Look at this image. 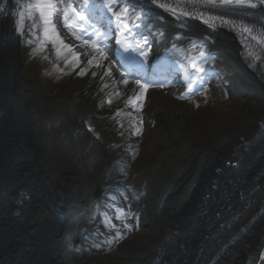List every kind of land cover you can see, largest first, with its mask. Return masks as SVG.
<instances>
[{
	"label": "bare ground",
	"instance_id": "6f19581e",
	"mask_svg": "<svg viewBox=\"0 0 264 264\" xmlns=\"http://www.w3.org/2000/svg\"><path fill=\"white\" fill-rule=\"evenodd\" d=\"M1 2L11 7V0H0V7ZM66 2H71L76 8H83V0H66ZM161 4L175 8L176 12L160 7ZM91 6H95L99 11L96 12L93 20L88 21L89 24L84 26V35L81 31H77L74 36L69 31L68 42L63 43L69 45L77 57L83 51L81 47L84 45L82 43L84 39L93 38L102 45L108 43V46L104 47L108 48L107 52L111 60L115 61L114 64L121 71L128 70L127 67L120 66L115 57L117 43L115 33L111 32L113 29L111 20H117L116 17L108 11L104 0H89V7ZM111 7L116 12L127 8L128 16H121L117 21H122L130 30L139 32L140 28H146L155 31L157 35L159 43L151 62L152 69L148 75L142 74V79L157 85H166L174 79H181L185 85L183 93L188 95L198 87L202 77L209 71L207 63L213 53H224L229 54L230 59L234 60L244 73L242 88L234 87L231 91L239 93L240 90L248 92L251 89L257 101L255 107L242 108L240 116L231 119L226 128L219 126L216 129L208 122L211 114L201 113V118L199 116L198 118L204 120V123L198 133H205L202 140L203 148L197 150L195 147L185 146L179 154L182 158L178 173L169 172L159 178L150 177L142 188L136 185L138 179L128 186L131 192L138 193L140 197L135 198L136 203L140 205L146 203L147 198L156 192L164 204L160 208L157 204L154 209V212L162 211L161 217L155 220V233L146 242L131 241L127 245L129 254L120 264H255L264 241V50L250 38L248 33L243 32L240 26L247 25L252 28L251 35L264 31V4L249 8L223 5L221 0H214V3H209V0H155V2L115 0ZM181 10L190 15H181ZM4 15L7 18L8 37L4 43L1 42V60L16 89L19 92L20 89L26 90L28 95L24 100L12 96L11 102L19 103L20 106L26 105L27 112H32V124L35 123L34 127L38 135L35 144L29 140V147L25 150L28 156L22 151L19 152L18 147L26 148L19 141L20 144L13 146L8 152L7 159L14 158V163L21 157L27 161L30 159L29 166L19 163L17 175L27 180L28 185H38L35 191L29 186L26 194L36 206L37 218L42 221L45 220L43 216L49 215L48 212L54 207L55 201L60 200L64 203L69 200L75 207H79L80 204V191L73 183L69 167L62 162L67 150L53 141L48 142L49 134L51 139L56 140L55 136L58 132L70 136L79 131L83 133L82 138L86 140L88 147L95 148V143L90 140L88 130H80L75 123L71 129L62 125L48 128L49 124H52L51 119H59V113L48 110L47 107L45 109L43 97L41 98L34 91L31 84L20 81L17 74L18 36L10 30V17L8 14ZM209 17H223L224 20L232 23L222 24L216 19L210 21L214 26H209L204 23V19ZM58 20L59 24L63 23L62 17ZM78 26L80 29L83 27L79 23ZM56 31L59 32L57 27ZM66 31L64 33L68 34ZM76 36L82 39H77ZM60 40L63 41L61 37ZM197 42L204 43V46L201 44L202 47L198 52L195 50ZM183 43H187V46ZM246 45L256 51L259 59L248 55ZM182 47L189 48V52L186 54ZM52 48L56 52L53 44ZM191 49L194 51L192 57ZM64 55L71 53L64 50ZM193 60L197 62V68L201 71L195 70L190 74L185 63ZM121 71H117L116 74L123 78ZM189 84L192 86L191 90ZM63 92L64 90L58 92L56 96H50V99L55 100L61 95L62 98L68 99V93ZM87 107V101L78 100L72 104L70 111L83 122H88L91 132L97 134L99 129L90 114L84 113ZM40 109L44 111L38 112ZM14 112L19 114L17 110L11 111ZM49 143L57 146L56 156L48 152ZM1 145L3 146V143ZM87 146L84 148L87 149ZM71 151L73 152V149ZM71 151L69 148L68 156L71 155ZM3 160H6V157ZM29 168H32L33 174H28ZM2 174L0 163V176ZM0 181V189L8 183L3 175ZM20 183L21 181L13 185L16 191L23 190ZM42 203L44 208L40 210L39 206ZM54 211H57L56 208H53L52 212ZM54 218L56 220L52 218L51 224L49 218L45 220L49 226L46 229L41 228L42 239H45L46 244L48 239H51L49 250L62 254L63 240H57L56 244V240L52 239L56 231L60 230L61 218L59 216ZM69 226V224L65 225V228ZM20 228L21 226L18 225L17 229ZM29 230L35 231V227L32 226ZM45 232L49 237H46ZM3 252L0 254V264L53 263L50 255L35 257L23 253L11 255L7 254L8 248Z\"/></svg>",
	"mask_w": 264,
	"mask_h": 264
},
{
	"label": "rangeland",
	"instance_id": "374dc122",
	"mask_svg": "<svg viewBox=\"0 0 264 264\" xmlns=\"http://www.w3.org/2000/svg\"><path fill=\"white\" fill-rule=\"evenodd\" d=\"M28 1L11 0L10 3V17L17 30L14 35L20 36L17 69L20 81L31 84L43 97L45 109L59 113V119H51L48 128L62 125L71 129L75 123L80 130H85V122L70 111L78 100L88 102L84 113L90 114L99 128L97 134L88 133L95 148L87 146L83 133L79 131L70 136L58 132L56 140L49 134L48 142L53 141L67 150L62 162L69 167L73 183L80 191L79 213L73 224L65 229L63 255L57 264H120L129 254L127 245L131 241L146 242L155 233V220L161 217L162 211L154 212V209L157 204L159 208L164 204L160 195L153 192L147 202L140 205L135 202V198H140L138 193L131 192L128 186L138 179L136 185L142 188L150 177L178 173L182 158L179 154L184 147L203 148L205 133L200 134L198 130L202 129L204 120L198 116L210 113L208 122L216 129L219 126L226 128L231 119L240 116L242 108L255 107V95L251 89L239 93L231 91L234 87L242 88L244 73L224 53H213L209 61L213 58L218 65L213 63L214 70L203 76L208 87L206 90L200 87L199 92H204L206 102L201 101L197 91L180 97L178 92L184 89V84L157 85L138 79L147 86L141 96L137 79L117 76V71L121 70L108 55V48L104 47L108 43L102 48L104 57L83 45L75 67L65 63L64 57L71 60V55L57 57L50 41L34 53L44 37L42 28L32 27L38 20L37 13L31 19L27 16V5L33 0ZM53 21L59 37L68 42L69 35L64 33L59 20L53 17ZM149 45L147 62L158 48ZM47 60L63 70L59 81L54 79L56 68L47 67ZM89 60L93 62L89 64ZM63 90L68 93V99L62 95L50 99ZM130 99L133 103H129ZM137 129H140L139 134ZM32 132L37 135L35 127ZM69 148L73 152L68 156ZM57 151V146L49 143L48 152L56 156ZM117 209L122 213L120 219L116 218ZM108 220L115 225L114 228L105 226ZM96 244L100 247H95Z\"/></svg>",
	"mask_w": 264,
	"mask_h": 264
},
{
	"label": "water",
	"instance_id": "95a60500",
	"mask_svg": "<svg viewBox=\"0 0 264 264\" xmlns=\"http://www.w3.org/2000/svg\"><path fill=\"white\" fill-rule=\"evenodd\" d=\"M2 3V2H1ZM0 7V163L1 170L3 172V176L6 178V182H8L4 187L2 186L0 189V254H3L4 249L8 248L9 253L13 255H23L26 256H42V255H50L52 264H57L58 259L62 257L63 254H60L58 251H50L49 242L52 243L51 239H48V243L46 244L45 239H42L41 228L46 229L47 223L45 220L49 218V224H51V219L54 217H60L59 220L62 224L60 230L56 231L53 236V241L57 240L62 241L65 235V225H72L74 218L78 216L79 210L78 207L71 204L68 200L67 202L62 203L60 200L53 202L54 207L57 211L52 212L49 210L46 216H43L45 220L37 218L38 213H35V205H33V201L27 198L26 191H29V186H31L32 190L35 191L38 185H28V181L24 178L18 176V165L27 164L29 166V160L21 157L14 163L13 159H7L8 152L13 149V146L19 145L21 141L26 148H21L19 152L26 154L25 150L29 147V140H32L35 144L37 140L34 134L33 128L34 124H32V112H27L26 105H19V103H12V96L19 97L22 100L26 99L27 91H21L16 89L14 83L11 81V76L8 73V70L4 66L1 58L2 54V46L1 42L4 43L6 38L8 37L7 32V18H5L4 14H8L10 17L11 7L5 6L6 4H1ZM162 9V8H161ZM160 12V11H159ZM151 13V12H148ZM166 13V11H165ZM11 20V17H10ZM203 26V24H201ZM201 25H198L199 27ZM10 30L13 34H15V25L11 20ZM201 44L204 46V43L197 42L196 43V52L201 49ZM227 56L230 55L227 54ZM232 60V59H231ZM241 69V67H239ZM18 74V73H17ZM22 93V94H21ZM8 94V95H7ZM21 96V97H20ZM28 96V95H27ZM24 97V98H23ZM17 110L19 114L11 113V111ZM23 116V117H22ZM27 118L26 120L24 118ZM20 133V134H18ZM3 143V146L1 145ZM3 160L2 159H5ZM18 158V155H16ZM35 158V157H33ZM2 163H4L2 165ZM4 166V169H3ZM31 170V171H30ZM30 171V172H29ZM32 168H29L28 174H33ZM1 175V176H2ZM0 176V177H1ZM38 178V177H37ZM36 178V181H37ZM23 179V180H22ZM34 180V179H33ZM21 181V185L23 186V190L19 189L16 191L13 187L14 184H17ZM1 185V181H0ZM97 195V192H95ZM62 204V205H61ZM32 205V207H29ZM43 203L39 206V209H43ZM50 206V205H49ZM50 208V207H49ZM42 213V212H41ZM54 213V214H52ZM49 216V217H48ZM40 219V220H39ZM44 221V222H43ZM38 224V225H37ZM20 225L21 228L17 229V226ZM35 227V231H30V227ZM67 227V226H66ZM46 237H49L45 232ZM31 243V245H30ZM60 243V242H59ZM26 248V249H25ZM25 249V252H23ZM3 252V253H2Z\"/></svg>",
	"mask_w": 264,
	"mask_h": 264
},
{
	"label": "snow or ice",
	"instance_id": "6c2138e0",
	"mask_svg": "<svg viewBox=\"0 0 264 264\" xmlns=\"http://www.w3.org/2000/svg\"><path fill=\"white\" fill-rule=\"evenodd\" d=\"M155 2V0H153ZM105 6L107 7L108 11L112 13L113 16L116 17L117 20H120L121 16L127 17L128 16V10L127 8H122L120 11L116 12L113 11V8L111 7V4L115 3V0H104ZM209 3H214V0H209ZM221 3L223 5H236V6H246L249 8H256L258 4H264V0H221ZM82 7L88 8L89 7V0H83ZM160 7L165 8L168 11H171L173 13L176 12L175 8H171L168 5L161 4ZM90 10V9H89ZM27 16L29 19L33 17L34 14L38 13V20L36 23L33 24V28L40 27L43 31V37L44 40L40 42L37 49H34L33 52L35 53L38 50H42L43 44L47 41H51L53 46L56 48V55L57 57L64 55V50H67L69 53H71L72 59L70 60L67 56L64 57L66 64H72L73 67H75L79 61L76 56V53L72 52L69 45L64 44L62 40H60V37L56 31L55 23L53 22V17H56L57 19L63 18V26L67 28L72 34L75 36L77 31H80V27L78 26L77 22H82L84 24H87L89 19H91L90 16L82 14L81 11H78L76 7L73 6L71 2H66V0H33L32 3H29L26 8ZM181 15L188 16L190 13L181 10ZM23 13L21 14V17L23 18ZM199 16V14H197ZM202 18V17H201ZM219 19L222 24H231V21L224 20L223 17H209L207 19H204L205 24H209V26H214L210 24V21ZM124 27L127 28V25L124 24ZM243 30V32L248 33L250 38L254 41H256L257 45L261 47L262 50H264V31L260 32L257 35H251L253 29L250 28L247 25H241L240 26ZM99 34V33H97ZM106 36V33L104 34ZM77 39H82L80 36H76ZM39 39V37H37ZM118 43H121V41H117ZM29 43H32L30 40ZM82 43L85 46L91 47L93 50H95L100 57H104V51L99 46L98 42L96 40H92L89 38L88 40H82ZM125 46L127 50V45ZM248 47V55L259 59V56L257 55L256 51L252 49L251 46L246 45ZM133 51H138L139 48H133ZM140 55L147 56V52L141 51ZM47 59V57H45ZM93 61L89 60L88 63L91 64ZM99 66V64L97 65ZM57 71H63L59 68V66H55ZM193 68L199 72L201 69L197 68L195 64H193ZM80 74H83L81 72ZM123 75V73L121 74ZM124 83H127L125 80ZM136 83L141 88V96L143 94V90L146 89V85L141 84L139 80L136 81ZM191 84H189V89L191 90ZM109 103L111 101L109 100ZM129 103H133V101L130 99ZM117 115H121L120 112L116 113ZM89 131H92L90 128ZM140 129H137L136 132L139 134ZM121 210L117 209V219L121 218ZM106 227L114 228L115 225L111 223L110 220L106 221L105 224ZM127 227V225H125ZM119 235V233H117ZM95 247H100L99 244L94 245Z\"/></svg>",
	"mask_w": 264,
	"mask_h": 264
},
{
	"label": "trees",
	"instance_id": "16d2710c",
	"mask_svg": "<svg viewBox=\"0 0 264 264\" xmlns=\"http://www.w3.org/2000/svg\"><path fill=\"white\" fill-rule=\"evenodd\" d=\"M47 62H48V64H46V66L47 67H49V65H51V68L50 69H54L55 70V66H59V65H56V64H53V63H50V61H48L47 60ZM60 69H61V67H59ZM63 76V72L62 71H57L56 70V74H55V77H54V79H56V80H58V77H62ZM59 81V80H58Z\"/></svg>",
	"mask_w": 264,
	"mask_h": 264
}]
</instances>
